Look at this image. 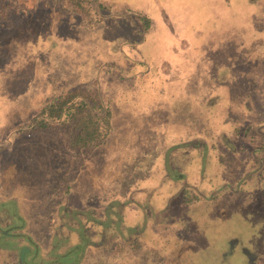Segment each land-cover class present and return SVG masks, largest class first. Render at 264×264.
Wrapping results in <instances>:
<instances>
[{
    "label": "rangeland",
    "instance_id": "374dc122",
    "mask_svg": "<svg viewBox=\"0 0 264 264\" xmlns=\"http://www.w3.org/2000/svg\"><path fill=\"white\" fill-rule=\"evenodd\" d=\"M261 16L264 0H0V201L15 200L43 248L56 225L69 233L64 210L77 211L96 264H264V190L204 199L229 169L243 173L263 140L260 84L243 76L227 87L215 70L234 48L253 54L236 55L238 69L263 67L256 51L264 40L252 37ZM220 40L225 49L204 65V51ZM75 88L99 92L112 114L107 142L81 153L66 146L65 128L26 129L42 105ZM232 124L237 155L221 143L206 158L188 155L191 134L228 136ZM165 172L189 187L171 204ZM137 236L145 247L132 254ZM166 253L174 256L167 262ZM11 258L2 251L0 264Z\"/></svg>",
    "mask_w": 264,
    "mask_h": 264
},
{
    "label": "trees",
    "instance_id": "16d2710c",
    "mask_svg": "<svg viewBox=\"0 0 264 264\" xmlns=\"http://www.w3.org/2000/svg\"><path fill=\"white\" fill-rule=\"evenodd\" d=\"M145 18L146 17H143L145 23L144 30L146 31L149 28V19ZM257 19L258 18L255 19L256 27H260V21H264V18L261 16L260 19ZM262 25H264V23H262ZM254 30L255 32L252 34V37L258 39L257 42L264 40V28L263 30L258 28ZM247 38L242 39L241 42L238 41V43L245 45L248 44L246 43ZM227 42L228 40H220L217 45H212L211 49L204 51V65L208 63L214 65L216 61L215 59L210 58V51L217 50L218 54H221V50L225 49V43ZM234 50L236 54H226L227 56H225V60L227 61L224 64L215 66L217 72L222 69L224 70L223 72H225L224 77H220L219 73H217L219 82L226 84L227 87L231 86V88H234L240 78L248 76V78L251 79V84H260V91L264 93V46L256 51L258 57L260 56L263 61V67L260 70L259 65L255 63L251 64L250 68L247 70L238 69L239 67L237 68L235 58H237L239 54L243 56H253V54L252 52H246L236 48H234ZM256 78L260 80V83L257 82L258 80ZM217 92L212 91V93L206 96L210 95L213 99L217 96ZM237 96L248 97L250 95L246 94ZM205 104L204 101V105ZM205 112L206 111H204V113ZM260 112L264 121V108ZM111 117V108L106 105L103 99H101L99 92L96 91L95 93L90 94L89 91L85 92L83 89L75 88L59 93V95L54 96L53 99L42 105L37 110V113H35L29 120L26 129L36 132L57 127L65 128L69 133L66 146L72 150L73 153H81L83 150L90 149L94 146H103L107 142V139L113 130ZM205 118L206 115L204 119ZM202 119L199 123H202ZM261 124H264V122H261ZM262 130L264 131V129ZM227 132L229 134L228 136H226L224 132L208 133L204 128L194 132L191 134V140H194L191 147L194 151H188V153L190 152L188 155L198 154V156L200 155L202 158H206L218 143L224 144L228 148H232L235 155H237L240 149L238 151L236 142L241 138H239L238 135L240 134L239 127L232 124V127L229 128V131L227 130ZM222 138H227L228 141H224ZM177 142H180V140ZM175 144L176 143H173L171 146L174 147ZM179 149L181 153L184 152L186 154L182 148ZM250 153V161H254V163L251 164L250 162V165L248 164L247 167L243 169V173H240L241 171H239L234 172L233 174L229 169L228 175L225 174L223 180L225 183L217 185V189H214L216 192L213 193L214 190L212 189L204 199L217 200V197L222 196L228 198L229 202H232L233 199L237 197L234 196V192L238 196L242 192H246V196L250 197L251 193L255 191V186H257L258 190H264V134L263 140L252 146ZM235 157L233 158L234 160ZM167 169L170 172L168 166ZM165 173L166 176L163 175V178L160 179V183L162 188L174 189V191L164 192L165 196L168 197L166 200L167 204H171L172 199L175 198L176 194L178 195L181 193V195H183L187 193L189 187L187 183L183 181L182 174L176 177L171 176V173ZM197 175L204 176V182H208L209 185L218 182L217 179H207L206 174H202L201 171L198 172ZM175 185L178 186V189ZM158 198H160L161 203H163V201L165 202L163 196H158ZM64 214L66 218L67 216L71 218L70 221L68 220L67 223L63 224L64 229H67L69 233L67 235L61 233L59 229H63L62 225L61 227H57L56 225L54 228L55 232H52L51 230L48 232V236L45 239L46 242L44 243L45 246L43 248V246L38 243L37 239L32 236V233L30 232L31 230L29 228L25 229L29 225V222L26 220V217L21 215L17 210L15 200H1L0 253L2 251H9L12 254V261L7 262L6 264H96L98 260H95L96 256H94V253L90 254L86 251V248L91 241L90 236L87 234L88 228L82 225V221H79L77 211L71 212L69 210H64ZM3 221L5 222V225L2 224ZM106 224L103 223V225ZM143 225L144 223L141 224V226ZM26 230L28 232H26ZM155 233L156 232H153L154 235ZM20 239L23 240L22 243L20 242ZM117 243L119 242L112 243L110 248L120 249ZM129 245L128 248L132 254H137L145 247L144 241H141L138 236L132 237ZM131 253L126 252V259L134 262L135 260L129 257L132 255ZM97 255H99V253H97ZM165 255L166 257L168 256V258L163 257V261L166 262L174 257L172 253H166ZM125 264L129 263L125 262Z\"/></svg>",
    "mask_w": 264,
    "mask_h": 264
}]
</instances>
